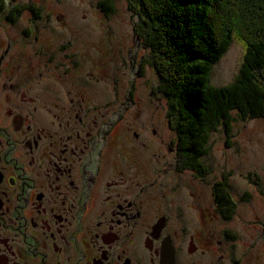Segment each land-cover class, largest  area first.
<instances>
[{"label": "flooded vegetation", "instance_id": "obj_1", "mask_svg": "<svg viewBox=\"0 0 264 264\" xmlns=\"http://www.w3.org/2000/svg\"><path fill=\"white\" fill-rule=\"evenodd\" d=\"M46 40L36 0H0V264H230L213 194L179 204L174 189L205 181L176 171L153 128L154 99L138 124L142 99L117 96V114L98 129L84 98L31 95L47 72L57 83L62 67L70 72L72 44ZM145 60L139 51L130 60L139 80ZM197 207L205 228L187 223Z\"/></svg>", "mask_w": 264, "mask_h": 264}, {"label": "trees", "instance_id": "obj_2", "mask_svg": "<svg viewBox=\"0 0 264 264\" xmlns=\"http://www.w3.org/2000/svg\"><path fill=\"white\" fill-rule=\"evenodd\" d=\"M239 1L127 2L128 11L136 19L134 37L148 52L146 66L154 68L158 76L157 92L152 93L154 100L163 104L164 114L154 119L153 128L165 137L176 171L180 170L182 176L187 172L202 179L210 177L217 162L212 157L204 158L208 153L215 154L216 134L227 137L224 147L229 149L236 121L264 120V0H250L248 9L232 7ZM99 8L108 18L115 13L113 0L101 1ZM242 14L247 18L240 22ZM233 40L242 46V60L231 81L216 86L214 70ZM226 181L227 175L222 176L209 191L225 225L231 223L236 207ZM205 187L192 184L174 191L179 204L184 192L200 206L206 197ZM203 214L207 220V212ZM221 232L232 241L230 264H243L242 257H234L237 235L233 229L230 227V234Z\"/></svg>", "mask_w": 264, "mask_h": 264}, {"label": "rangeland", "instance_id": "obj_3", "mask_svg": "<svg viewBox=\"0 0 264 264\" xmlns=\"http://www.w3.org/2000/svg\"><path fill=\"white\" fill-rule=\"evenodd\" d=\"M36 1L42 8V31L44 37L48 38L45 42L52 46L57 44L58 48L61 44L70 42L73 49L69 52L72 54V60L66 64V67H70V72L64 73L65 67H62L58 72V83L54 82L51 73L47 72L48 77L32 88L31 95L35 94L39 99L84 98L87 110L90 113L94 111L96 115L98 129L103 127L104 117L117 114L114 113L117 106L116 97L125 99L129 95L136 101L142 99L143 108L138 104L132 111L138 110L140 106L142 112L138 124L143 122L149 102L154 99L152 87L157 92L158 76L154 68L145 66L143 70L141 68L145 71L141 81L137 75L140 69L130 65V60L137 51L146 60L148 52L141 49L143 46L141 47L134 37L133 27L136 19L128 11V0H113L115 13L109 18L104 10L99 8V3L103 0ZM251 6L250 0H240L238 5H232L243 9ZM230 13L233 15V8ZM246 18V15L242 14L240 22ZM242 56L241 44L233 40L230 50L214 70L213 81L216 86L231 81ZM59 58L62 59L63 56L59 54ZM71 62H76L78 66ZM131 90L135 92L134 95L129 94ZM154 104L157 107V118L161 112L164 113V106L162 103L160 106L157 101ZM92 105L98 110L95 111ZM151 137L150 140L154 142ZM215 138V154L218 157L208 153L204 159L212 157L217 164L212 167L211 176L203 179L206 186L204 194L206 196L209 193L212 182L227 175V188L236 203L234 218L227 224L237 235V240L233 243L236 247L234 257H242L243 264H264V120L257 119L246 123L236 121L231 139L232 147L229 149L224 147L227 139L225 135L218 132ZM156 146L162 148V152H158L165 157L166 152L161 143L157 141ZM183 180L187 181L186 175ZM157 194L160 197L159 189ZM181 196L185 197L186 194L182 192ZM173 202H176L175 197ZM170 209L175 212L171 205ZM187 211V223L197 228H205L206 224L200 223L198 207L188 208ZM218 223L223 224L220 220Z\"/></svg>", "mask_w": 264, "mask_h": 264}]
</instances>
